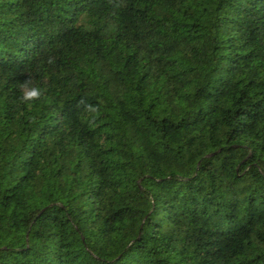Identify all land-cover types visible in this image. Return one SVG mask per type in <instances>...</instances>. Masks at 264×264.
Returning a JSON list of instances; mask_svg holds the SVG:
<instances>
[{"label":"trees","instance_id":"1","mask_svg":"<svg viewBox=\"0 0 264 264\" xmlns=\"http://www.w3.org/2000/svg\"><path fill=\"white\" fill-rule=\"evenodd\" d=\"M0 264H264V0H0Z\"/></svg>","mask_w":264,"mask_h":264},{"label":"clouds","instance_id":"2","mask_svg":"<svg viewBox=\"0 0 264 264\" xmlns=\"http://www.w3.org/2000/svg\"><path fill=\"white\" fill-rule=\"evenodd\" d=\"M53 61L51 58L48 60V63H52ZM19 88L21 95L19 97L20 101L26 105L31 104L33 102H38L42 99L44 96V89L41 87L35 85L32 82V77L31 75L28 74V77L21 81L19 83ZM89 111L95 112L96 109L93 108L91 105L86 106Z\"/></svg>","mask_w":264,"mask_h":264}]
</instances>
